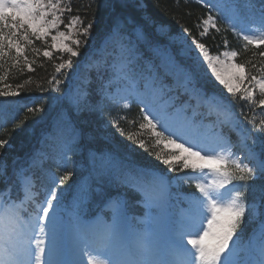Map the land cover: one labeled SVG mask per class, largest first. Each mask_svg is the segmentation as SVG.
Segmentation results:
<instances>
[{
	"label": "snow or ice",
	"instance_id": "1",
	"mask_svg": "<svg viewBox=\"0 0 264 264\" xmlns=\"http://www.w3.org/2000/svg\"><path fill=\"white\" fill-rule=\"evenodd\" d=\"M207 6L214 7L211 3ZM103 7L113 15V34L131 25L138 40H147L145 29L153 21L142 12L144 0H103ZM65 10L70 9L62 7L61 0H0V68L7 60L18 66L22 57L31 70L32 64L24 55L25 46L31 45L33 38L47 41L50 37L51 47L70 57L57 64L56 71L70 69L71 58L79 56L77 49L87 42L95 20L84 26L79 16H73L65 25L66 30L61 31V17ZM136 13H141L139 18ZM202 25L201 37L209 34V28L220 31L212 14L202 20ZM232 30L236 31L234 22ZM183 31L187 32V29ZM255 32L254 35L238 33L244 41L245 50L249 46H264V13ZM188 35L191 36V33ZM190 42L214 80L223 86L226 95L252 106H261L264 111V75L246 74L245 64L236 62L240 54L236 50L212 55L199 40L192 38ZM33 51L38 53L39 49ZM52 55V51L45 48L43 56ZM259 56L264 60V51L259 52ZM127 67V64H122L120 71L124 72ZM252 67L255 69L256 66ZM261 72L264 73V67ZM124 74L125 78L131 79V69ZM6 75H0V80H4ZM186 83L192 85V91L197 95H203L191 73H186ZM59 84L58 80L54 82L57 91ZM8 87L0 88V97L19 98L20 93L8 91ZM103 95L106 96L107 92ZM210 98L216 99V94L212 93ZM70 104L77 116L85 111L104 116L103 100L93 103L87 91L70 98ZM128 107L124 105L125 109ZM141 113L139 129L148 133L152 144L139 138L141 133L130 132L126 139L154 155L167 167L169 174H175L172 183L176 187L195 189V192L180 194L188 204L187 209L169 211V182L161 177L157 185L145 179L153 176L156 170L140 166L121 168L115 152L104 149L97 157L94 150H89L93 160L98 158L102 161L95 172L98 181L100 177L108 176L109 185L115 179L120 184L132 186L140 183L143 186L142 202L148 211L143 218L136 219L144 227L130 225L133 218L126 215L124 194L111 197L97 188L102 196H108V206L113 210L112 220L110 223L99 217L86 220L81 211L83 199H74L69 213L74 244L70 250L71 258L64 259L60 244V213L66 209L57 195V189L73 173L66 171L60 176L49 173L51 187L44 189L42 198L33 192L32 178L21 175L19 179L24 183V199L17 203L6 196L0 197V264H264V240L250 253L255 255V259L238 260L236 251L237 241L241 239L238 233L245 223L246 214L250 220L254 219L264 205V139L259 140V151L248 149L245 159L250 162L244 163L232 151L231 140L221 132L214 133L211 138L196 135L194 127L173 124L164 112L151 106L147 107V111L142 109ZM228 122L226 119L225 123ZM67 123L72 129L70 144L73 146L68 150L73 151L81 131L70 117ZM248 123L260 137H264V118L258 123L253 118ZM113 125L119 127L114 118L103 121L86 133L88 141L94 143L99 139L106 144L111 143L109 129ZM158 126L163 130H158ZM120 131L123 133V129ZM6 145L7 141L0 139V151ZM152 148L158 150L153 152ZM174 207L178 208V205Z\"/></svg>",
	"mask_w": 264,
	"mask_h": 264
},
{
	"label": "trees",
	"instance_id": "2",
	"mask_svg": "<svg viewBox=\"0 0 264 264\" xmlns=\"http://www.w3.org/2000/svg\"><path fill=\"white\" fill-rule=\"evenodd\" d=\"M144 3L145 8L142 12L151 17L153 21L145 29L147 40H138L132 31L133 26L131 25H126L118 33H115L131 52L137 50L141 53L133 58V72L134 77L140 83L143 93L142 97L133 100L131 106L127 109L119 104L110 102L103 95L106 89L110 87V85H106V82L110 78L111 69L109 68L110 60L107 56H101L99 51L104 41L113 34L114 26L113 15L109 14L108 10L103 7V0H71L67 6V9H70L67 10V14L69 16H79L84 26L89 21L95 20L90 37L79 48V57L72 58V67L70 69H61L60 72L56 71V65L65 61V55L62 52L52 50L50 38L47 41L33 38V43L25 46L24 55L28 57V61L32 64L31 70L24 63L22 57L18 66L14 65L11 60H7L4 67L0 68V75L7 73L5 79L0 80V88H4L7 85L10 86L7 88L8 91L20 93L19 98L0 97V107L4 113L3 123L0 124V139L7 141L6 147L0 151V156L5 157L8 164L11 163L10 171H14L8 182H5L1 187L13 186L12 196L18 197L20 191L14 167L16 166L17 169L28 164L31 154H34L37 147H39V139L44 133L52 132L51 134H53L56 132L61 141L71 140L72 129L67 123L69 117L75 127L81 131L80 139L74 146L76 150L69 151V160L71 162L75 160L78 163L81 161L80 158H82V161L88 164L92 158L89 155V150H94L98 157L104 149H107L118 155L121 168L124 166H140L154 169L156 170L155 172L160 174L166 172L167 167L160 163L154 155L149 154V152L126 139L127 134L130 132L133 134L141 133L139 138L145 139L149 145L152 144V139L148 133L139 129V123L141 122V110L146 111L148 105L158 103L154 95L149 96L150 92L143 89L145 78L148 72L152 70L156 60L155 57L152 58L150 56L152 52L148 47L153 46L155 49H165L168 46L166 41L161 40L160 36L156 35L155 28L158 26H166L171 33H175V31L184 32L183 29H187L186 33H191V37L204 43L211 53L219 54L226 48L236 50L240 53L237 61L245 64L248 74L264 75L261 72V68L264 67V60L259 56V52L264 51V46L260 48L249 46L245 50L242 38L232 31L229 24L220 17H217L219 32L210 29L206 37L199 35L202 30V20L211 14L209 7L196 0H144ZM259 4L257 2L256 6ZM140 14L136 13L137 18H139ZM141 45L143 47L140 48ZM45 48L52 51V57L43 56ZM33 49H39V52L37 53ZM91 56H94L98 63L91 68H84L80 72L78 79L72 77L76 68L82 67L83 59L86 60ZM253 65L256 66L255 69H253ZM160 74V72L155 73L156 77L162 81ZM202 79L205 78L202 76L199 79V86L205 92L212 93L215 91V84L206 79L203 82ZM57 80L60 81L59 91L55 90L54 87V82ZM69 82L78 83L83 91L89 93V99L93 103L103 100L104 116L101 117L98 113H89L87 111L82 112L79 116L75 115L71 104L63 101L59 95L67 89ZM225 97L242 121L246 123L244 134L249 148L259 151V140L255 136L257 132L248 123V121L252 120L251 113H253L254 109L238 98ZM30 109H37V111L33 112ZM109 118L116 119L119 126L117 128L113 125L109 129L112 142L106 144L104 141L97 139L94 143H90L86 133L92 131ZM120 129H123V133H121ZM236 135H233V137ZM238 138L239 136L237 135ZM261 139L263 138L261 137ZM52 146L53 144L50 143L49 147ZM70 147L73 146L70 145ZM156 150L158 149H151L153 152ZM99 161L101 165L102 161ZM56 165H58L57 162L50 158L49 161L30 166V169L36 175V180L41 181L45 185L49 181V173H55L56 176L61 175V173L55 172L54 167ZM72 168L74 169L75 165ZM72 168L66 167L63 170L64 172L71 171ZM111 175L112 173L110 172L109 176ZM170 175L173 176L174 174ZM87 178V198L89 199L91 210L95 211L101 208L108 198V196H102L98 193L96 191L97 188L106 191L111 197L120 194L117 187L119 182L115 179L109 185L108 176L100 177L99 181L96 176H90V178L88 176ZM81 179L83 180V177L80 178V181ZM189 189L195 190L190 187ZM129 202H127V206H130L129 204L132 205L131 199ZM135 208H137L136 205ZM254 226L255 223L252 221L248 222V219L247 222L241 225V231L238 233L241 240L247 239V237L252 235Z\"/></svg>",
	"mask_w": 264,
	"mask_h": 264
},
{
	"label": "rangeland",
	"instance_id": "3",
	"mask_svg": "<svg viewBox=\"0 0 264 264\" xmlns=\"http://www.w3.org/2000/svg\"><path fill=\"white\" fill-rule=\"evenodd\" d=\"M197 1L202 2L206 6L208 5V3L214 5V7L209 8L211 14L215 16L216 19H217V15L222 16V18L226 22H228L231 27H232V23L234 22L236 25V31H238V33L254 35L256 34L255 30L260 27L258 23L249 22L246 20L245 17L241 16L240 14H237L234 11L235 8L237 10L243 11L241 6L237 3V0H231V1L230 0H197ZM70 2L71 0H61V6L67 9V6L69 5ZM244 3L247 4L248 1L245 0ZM244 10L246 11L244 12L248 15H253L254 17L262 16V13L259 12V10L253 5L245 7ZM72 17L73 16H69L67 14V10L64 11L61 17L63 21V23L60 25L61 31L66 30L65 25L70 22ZM210 29L211 28H209V30ZM155 32L156 35L160 36L159 38H161V40L167 42L168 46L165 49L164 48L155 49L153 48V46L148 47L149 50H151L152 52L150 53V56L152 58L155 57L156 60H155V65L152 66V70L148 72L145 78L144 86L146 89L152 88L154 90L153 93L154 97L156 96L159 97V103L154 109L164 112L173 124L194 127L196 130L195 132L196 135H201L211 138L213 134L216 132L223 133L231 140L232 151L234 153H237L244 163H249L250 161L248 159H245L248 153V149H250L249 145L246 143V139L244 135V131L246 129V123L242 121V119L234 111L232 106H230L229 103H227L223 98L224 96H227L225 94V90L223 89V86L218 85V82L214 80V77L210 74V70L206 67V64L199 57L198 51L194 49V47L191 45L190 41L193 37L189 36L186 32H182V31H175V33H171L170 31H168L166 26L156 27ZM53 34H55L54 30H53ZM82 38L83 37L81 36L80 39L82 40ZM73 47L75 48L76 46L73 45ZM141 47L143 46L141 45L140 48ZM79 48L77 49L78 51ZM52 50L62 52L59 49H55V48H52ZM223 51H232V49L226 48ZM99 53L101 56H106V55L113 56V59H111L109 65L112 71L111 78L109 79V81L106 82V85H110V87L106 89L107 95L105 96V98H107L112 103L121 105L123 108L125 104H127L130 107L132 104V95H136L139 91L135 88V82L133 83L134 79L125 78L124 73H126L128 69H131V74H132V71L134 69L133 58L134 56H139L141 54L140 51L136 50L135 52H131L126 46H124V44L117 37L116 34H112L109 38H107L104 41ZM211 54L217 55L218 53H211ZM64 55H65V60H68L70 58L69 54L64 53ZM236 62L239 63L237 60ZM97 63H98L97 59L94 58V56H91L88 59H86L85 62L82 64V69L91 68ZM122 64H127L128 66L127 68L124 69V72L120 71V67ZM156 72L161 73L160 76L163 82H160L161 80L158 77H156L155 75ZM245 72L246 74H248L246 68H245ZM186 73H191V75L195 80V85L197 88H199L198 87L199 79L202 78V76L206 80H209V82L215 84L216 86L214 88L215 91H213L212 93L216 94V99L210 98L212 93L207 94L203 91V95H197L195 92H193L192 85L186 83ZM155 77L156 79L154 80ZM205 79H202L203 82H205ZM165 86H167L166 90L163 89ZM82 92L84 91L80 86L78 85L72 86L70 89L66 91V94L64 93L65 94L64 100H66V102L69 104L70 98L75 97ZM256 95H257V99H259L258 92ZM247 105H250L254 109L253 113H251L252 115L251 118L252 119L255 118L258 123L259 120L262 119V117L264 116V111L261 110V106L258 105L252 106L250 103H247ZM189 113H191V117L187 115ZM226 119L229 121L228 123H225ZM232 132H236L237 135H239V138L236 139L237 135L235 136V138L231 136ZM255 136L258 138V140L261 139L258 133ZM262 138L264 139V137ZM70 141L71 140L61 141L60 138L57 136L56 132L53 134L46 133L41 140V145L43 147H40L36 151L34 157H32V160L30 162V164L33 165V164L49 161V159L52 158L60 165V167L56 165L54 169L55 171L60 172L61 175L64 173L63 168L61 166L64 167L70 166V168H72L75 165V168L74 169L72 168L71 170L73 175L70 177L68 181L65 182L64 185L60 186V189L62 190L57 189V195L63 201L64 208L66 209L65 211H62L60 213L61 224H62V228L60 231V244L63 249L62 258L64 259L71 258L70 250L74 244V237L70 227L72 222V217L69 215V213L72 211V205L74 199H76L77 197L83 199L84 202L81 206V211H82V215L86 220L92 221L95 220L97 217H99L102 220H105L109 223L111 222L108 219H106L105 216L101 214V212L96 213L94 217L87 218L86 215L88 213V207L90 208V205L88 203L89 199L87 198V192H88V186L86 185L88 179L87 177L89 176L90 178V176H95V172L98 171V169L100 168L99 167L100 161L99 159L93 160V158H91L87 164L82 161V158L79 157L81 160L80 162L77 163L75 160L71 162L69 160V150H68L71 145ZM50 143L53 144L52 147H49ZM189 146H191V144H189ZM252 150L256 151L255 149ZM0 160H2V163H0V197L6 196L10 199V201L16 202V200L13 201V199L8 195V191L10 190V187H6V188L1 187V185H3L5 182H8V180L11 178L14 172V171H10L11 163L8 164L7 159L5 157L0 156ZM15 169L16 166L14 167V170ZM17 170L18 172L16 173L18 174V178L21 175L29 176L32 178L34 185L33 192L36 193L38 198H42L44 189L46 187H51L50 180L47 181V184L45 185L41 184L38 180H36L35 175L29 169V167L21 166ZM5 172H6V177H5ZM174 176L175 174L172 176L168 173L167 170L163 174L155 172L153 176L148 177L147 181L150 184L158 185L161 177L166 179L169 182L168 183L169 211H173V210L179 211V209H187L188 204L186 200L183 199L181 196H179L176 190H174V189L182 190L183 188L185 189L187 187H176L172 183ZM81 177H83V180L81 179L80 181ZM18 186H20V188L22 189L23 198L21 200H23L25 188L23 181H21L20 179ZM118 188H119V192L121 194H124V199L126 201L127 198L130 197L132 198L131 200L132 205L130 204V209L126 207V215L128 217L133 218L130 220V225L134 228H143L144 226L142 224H139L138 220L136 219V218H143L145 213L148 211V209L145 207V205L142 202L143 186L140 183L133 184L132 186L118 183ZM21 200L17 201V203H19ZM135 205L137 208H135ZM176 205H178V208L174 207ZM106 208L112 210V208L108 206V201L106 203ZM260 212L261 211L259 209L257 216L251 220L246 214L245 222H247V219L248 222L249 221L254 222L255 220H259ZM42 223H46V222H42ZM45 239H47V237H45ZM261 240H264V236H257L256 234L255 238L253 239V244L251 247L254 249V247L259 245ZM248 243L246 242L243 245H241L239 244V241H237L236 251H237L238 260H244V258L248 257V256L246 257V253H247L246 246L250 247ZM238 247H243V248L239 249ZM239 250H241L242 252L241 257ZM252 259H255L254 254H252V256L247 260H252Z\"/></svg>",
	"mask_w": 264,
	"mask_h": 264
}]
</instances>
